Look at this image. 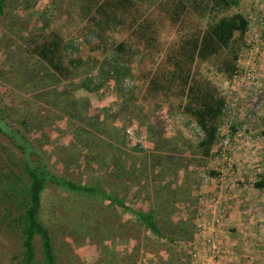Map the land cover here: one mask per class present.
Returning a JSON list of instances; mask_svg holds the SVG:
<instances>
[{"label":"rangeland","instance_id":"rangeland-1","mask_svg":"<svg viewBox=\"0 0 264 264\" xmlns=\"http://www.w3.org/2000/svg\"><path fill=\"white\" fill-rule=\"evenodd\" d=\"M234 11H241L249 20L248 30L241 42L237 68L244 70L253 65L256 79L247 86L238 80L242 86L239 87L242 93L238 97L230 87V81L234 78L229 79L218 72L212 62L201 65L202 75L222 90L227 103L218 138L208 157L203 156L198 148L201 135L191 130L181 114L148 107L144 111V107L135 102L126 103L131 84L129 80L123 83L126 93H117L113 82L105 84L98 92H90L81 86L84 72L97 73L100 59L110 52L104 49L103 43L93 32H84V0H8L5 12L0 17V114L3 118L0 124L25 134L43 151L53 172L77 182L100 184L111 192L117 190L120 195L126 196L128 203L143 210L149 207V203L147 192L141 190L139 185L150 183L145 178H142L143 183L131 182L125 176L128 172L122 173L117 161L122 148L125 150V165L135 166L131 169L138 171L143 164L139 161L142 152L153 151L142 123L159 124L163 135L177 146L171 147L168 158L163 161L169 170L178 169V177L173 184L181 183L184 174L189 173V178L193 181L198 179L200 184L199 203L206 202L208 197L202 190L204 184H219V179L233 173L227 171L226 164L217 156L221 136L228 130L239 129L241 134L235 141L236 151L237 140L245 130L235 125L238 123L235 119L257 118L259 122H264V102L255 100L256 93L264 88V66L261 62L264 54V0H246L229 13ZM50 29L60 32L72 44L75 41V46L80 49L76 54L83 57L82 66L75 69L69 79L60 82H57L56 75L54 77L45 62L31 52L32 40H38ZM116 38V32H109L107 40L110 44ZM252 43L257 48L254 49ZM86 45L93 48L88 51V56L85 55L87 64L84 66ZM141 56L140 52L136 53L134 66L140 63ZM234 85L238 87V84ZM250 92L252 94H248ZM244 93L245 96L242 95ZM84 98L90 103L86 107ZM90 114L98 117L103 131L96 138L90 135L84 122V118L90 117ZM70 116L77 119L73 120ZM114 128L124 135L123 147L113 138ZM21 154L20 149L0 129V173H6L10 167L20 171L14 162L19 161ZM179 164L181 166L177 167ZM221 164L224 170L219 168ZM160 169L158 166L154 172H150L154 180H158L156 176L161 173ZM159 175L166 181L172 179L170 175ZM42 203L41 219L51 230L58 264H132L127 259L134 239L127 238L124 227H121L126 220L125 228L129 229L130 221L134 218L130 212L111 207L100 198L57 186L45 189ZM16 206L8 195L0 191V264H18L19 261L20 234L11 228ZM198 217L199 214L197 220ZM113 230L120 234L113 237ZM196 244L194 240L189 264ZM36 245L37 259L40 261L38 237ZM148 257L152 258L153 263L156 262L152 253Z\"/></svg>","mask_w":264,"mask_h":264},{"label":"trees","instance_id":"trees-1","mask_svg":"<svg viewBox=\"0 0 264 264\" xmlns=\"http://www.w3.org/2000/svg\"><path fill=\"white\" fill-rule=\"evenodd\" d=\"M7 2L0 0V17ZM240 3L241 0H84V32H93L110 52L100 59L97 73L84 72L81 86L98 92L105 84L113 82L117 93H126L123 83L129 80L126 103L135 102L143 106L144 111L147 107L165 109L184 116L187 125L196 123L201 130L198 148L208 157L218 138L227 103L222 90L202 75L201 65L212 62L218 72L233 78L241 42L249 27L244 13H229ZM111 31L117 33V38L110 44L107 39ZM75 43L50 29L38 40H32L31 52L45 62L60 82L69 79L83 64V57L76 54L80 49ZM92 48L84 46V66L87 64L85 55L88 56ZM137 52L142 55L141 61L134 66ZM87 104L89 100L84 98V107ZM89 116L84 122L90 135L96 138L103 131L98 117ZM142 124L153 151L142 152L139 156L142 167L133 171L131 168L135 166L125 165V150L120 148L117 164L122 173L128 172L125 176L131 182L143 183L142 178H145L150 183L139 185L147 192L149 207L146 210L132 206L117 190L111 192L100 184L81 183L58 175L49 167L43 151L25 134L0 124V129L22 152L19 161H13L20 171L10 167L6 173H0V191L17 204L11 228L20 234L18 264H58L51 230L41 219L43 192L48 186L97 197L111 207L130 212L134 218L129 229L125 228L126 220L121 227L127 238L134 239L127 259L132 264H189L196 240L200 184L198 179L191 180L189 173L184 174L181 183L173 184L178 169L169 170L163 161L172 146L177 148L176 143L171 144L159 124ZM113 133V138L123 147L122 131L114 128ZM158 166L163 175H170L172 179L166 181L159 173L158 180H154L150 172ZM119 234L112 231L113 237ZM36 237L41 246L40 261ZM149 253L156 262L148 257Z\"/></svg>","mask_w":264,"mask_h":264},{"label":"crops","instance_id":"crops-1","mask_svg":"<svg viewBox=\"0 0 264 264\" xmlns=\"http://www.w3.org/2000/svg\"><path fill=\"white\" fill-rule=\"evenodd\" d=\"M261 62L264 66V54ZM238 80H231L230 87L239 97L242 86ZM255 100L264 102V88ZM235 121L245 132L237 140L234 171L219 179V184H204L208 199L200 204L199 220L207 234L217 233L223 249L218 264H264V122L245 117ZM219 168L224 170L222 164ZM216 214L224 215L217 228L211 224ZM199 239L197 236L198 244Z\"/></svg>","mask_w":264,"mask_h":264},{"label":"built area","instance_id":"built-area-1","mask_svg":"<svg viewBox=\"0 0 264 264\" xmlns=\"http://www.w3.org/2000/svg\"><path fill=\"white\" fill-rule=\"evenodd\" d=\"M260 24L261 26L263 25L262 18L260 19ZM252 45L254 47L255 43H252ZM255 48H257V46H255L254 49ZM238 61L240 62L239 58ZM233 78H239L240 83L244 86H247L250 83H253L256 79L255 67L251 65L244 70L236 68ZM181 118L183 120L185 119L184 116H181ZM190 128L193 132L201 135V130L196 123L190 124ZM240 134L241 131L239 129L236 131L228 130L220 138L217 156L223 161L224 164H226L228 172H233L234 169V152L236 148L235 141L237 136ZM223 216V214H216L211 224L217 228V226L221 224ZM199 218L200 217H198L196 224V234L199 236V242L201 243H197L194 247L191 257V264H218L222 256V247L219 244L217 233L212 232L211 234H207L204 224L199 220Z\"/></svg>","mask_w":264,"mask_h":264}]
</instances>
